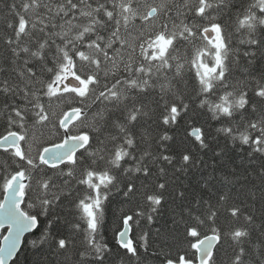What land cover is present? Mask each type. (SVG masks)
I'll use <instances>...</instances> for the list:
<instances>
[{
	"label": "trees",
	"instance_id": "trees-1",
	"mask_svg": "<svg viewBox=\"0 0 264 264\" xmlns=\"http://www.w3.org/2000/svg\"><path fill=\"white\" fill-rule=\"evenodd\" d=\"M208 26L223 45L205 77ZM73 108L68 133L89 143L49 168L39 153ZM12 131L23 158L0 151V200L22 171L38 225L10 264L194 261L210 234L209 264H264V0H0V137Z\"/></svg>",
	"mask_w": 264,
	"mask_h": 264
},
{
	"label": "water",
	"instance_id": "water-1",
	"mask_svg": "<svg viewBox=\"0 0 264 264\" xmlns=\"http://www.w3.org/2000/svg\"><path fill=\"white\" fill-rule=\"evenodd\" d=\"M154 10L149 12V15L154 14ZM204 33L211 37L213 31L211 29L204 30ZM82 113L81 109H70L60 120V126L65 133L63 140L57 145L45 148L40 156V159L50 166L59 165L63 162H73L75 154L82 149L89 137L86 134L77 136L69 135L67 128L69 124ZM192 134L198 136V130H193ZM20 138L17 134L11 133L0 139V148H18ZM20 176H15L10 182L9 187L5 190L3 205L0 208V230L2 227H9L8 233L1 240L0 246V264H10L21 248L23 238L26 234L32 232L36 227V220L28 218L20 209L23 199L22 184ZM129 226L125 224L123 230L119 234V241L126 246L128 242ZM217 235H208L201 238L195 244L197 252L196 261L181 260L175 264H208L213 250L218 243Z\"/></svg>",
	"mask_w": 264,
	"mask_h": 264
},
{
	"label": "rangeland",
	"instance_id": "rangeland-1",
	"mask_svg": "<svg viewBox=\"0 0 264 264\" xmlns=\"http://www.w3.org/2000/svg\"><path fill=\"white\" fill-rule=\"evenodd\" d=\"M157 50L158 51H161V53H163L164 51H165V49H164V45H165V40H158L157 39ZM71 79H73L72 77H69L68 79H66V78H63L62 79V81H61V85L62 86H65V87H68V89H70L71 88V85H70V82H69V80H71ZM56 88H57V85H56Z\"/></svg>",
	"mask_w": 264,
	"mask_h": 264
},
{
	"label": "bare ground",
	"instance_id": "bare-ground-1",
	"mask_svg": "<svg viewBox=\"0 0 264 264\" xmlns=\"http://www.w3.org/2000/svg\"><path fill=\"white\" fill-rule=\"evenodd\" d=\"M152 10H154V9H152ZM155 11V10H154ZM222 37V36H221ZM208 42H210V40L208 39Z\"/></svg>",
	"mask_w": 264,
	"mask_h": 264
}]
</instances>
